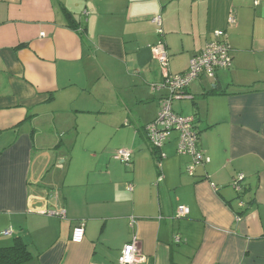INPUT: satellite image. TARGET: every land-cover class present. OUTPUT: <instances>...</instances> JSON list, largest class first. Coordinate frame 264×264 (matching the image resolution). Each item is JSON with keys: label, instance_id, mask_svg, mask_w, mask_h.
Segmentation results:
<instances>
[{"label": "crops", "instance_id": "0c3cea01", "mask_svg": "<svg viewBox=\"0 0 264 264\" xmlns=\"http://www.w3.org/2000/svg\"><path fill=\"white\" fill-rule=\"evenodd\" d=\"M218 30L232 65L173 103L210 162L189 175L174 132L159 168L146 126L167 90L152 47L163 39L183 73ZM134 236L141 264H264V0H0V247L21 238L24 264H116Z\"/></svg>", "mask_w": 264, "mask_h": 264}, {"label": "built area", "instance_id": "2783aa9c", "mask_svg": "<svg viewBox=\"0 0 264 264\" xmlns=\"http://www.w3.org/2000/svg\"><path fill=\"white\" fill-rule=\"evenodd\" d=\"M153 21L158 26V33L161 37L164 35L162 27V18L157 15ZM228 23L233 25L236 23L235 16L229 15ZM42 36L45 33L41 34ZM154 57L158 60L161 67L165 70L163 82L155 84L154 88L166 89L167 93L160 98L159 110L156 118L146 126V133L149 142L156 148H161L167 142L172 133H178V147L177 150L180 154L189 155L192 157L191 164L187 167V173L194 175L198 166L210 162V158L205 155L202 149L198 146L199 137L195 130L194 116H183L176 113L173 109L175 100L185 97H190L185 90L188 88L191 81L197 79L202 73H207L214 76L218 69L229 68L232 65L231 46L229 44L227 33L224 30H218L214 33V38L209 41L203 48L199 55L193 57L190 61L187 71L178 74H171L168 72L170 65V58L167 46L163 39H160L157 44L152 47ZM132 150L128 148H121L116 152L115 158L120 160L125 165L129 166L132 163ZM163 153H160V158L156 161L157 166L161 168ZM245 175L240 173L234 179L233 185L237 191L243 190L242 182ZM159 181H162L160 176ZM129 190H132L130 185ZM240 206L244 207L245 203L240 202ZM50 214L65 215L64 209H57L47 211ZM190 212L189 207L180 205L178 207V216H186ZM10 231H6L9 234ZM85 236V223L81 222L77 225L72 233V240L81 242ZM147 257L143 253L138 237L134 236L133 239L127 243L122 254L116 264H141L146 262Z\"/></svg>", "mask_w": 264, "mask_h": 264}, {"label": "trees", "instance_id": "16d2710c", "mask_svg": "<svg viewBox=\"0 0 264 264\" xmlns=\"http://www.w3.org/2000/svg\"><path fill=\"white\" fill-rule=\"evenodd\" d=\"M69 27H71L72 29L78 30L80 28V22L71 19V22L69 23ZM186 90H185V93H187ZM195 128H196V118H195ZM195 130L197 131V129ZM197 134H198V131H197ZM198 137H199V134H198ZM198 144H199V141H198ZM152 148L155 153H158V155L156 156V161H157L160 158V153H161L160 149L154 146H152ZM31 259H32L31 251L29 250L28 245L21 238H16L14 243L11 246L0 247V264H24L26 262H29Z\"/></svg>", "mask_w": 264, "mask_h": 264}, {"label": "rangeland", "instance_id": "374dc122", "mask_svg": "<svg viewBox=\"0 0 264 264\" xmlns=\"http://www.w3.org/2000/svg\"><path fill=\"white\" fill-rule=\"evenodd\" d=\"M184 102H186V104L189 103V101H184ZM179 104H180L179 101H176V102L174 103V107L177 108Z\"/></svg>", "mask_w": 264, "mask_h": 264}]
</instances>
